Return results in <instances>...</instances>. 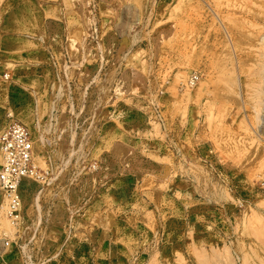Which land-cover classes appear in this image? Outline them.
Here are the masks:
<instances>
[{
	"label": "rangeland",
	"instance_id": "rangeland-1",
	"mask_svg": "<svg viewBox=\"0 0 264 264\" xmlns=\"http://www.w3.org/2000/svg\"><path fill=\"white\" fill-rule=\"evenodd\" d=\"M263 27L264 0H0V121L52 174L21 221L78 175L123 264H264Z\"/></svg>",
	"mask_w": 264,
	"mask_h": 264
},
{
	"label": "built area",
	"instance_id": "built-area-1",
	"mask_svg": "<svg viewBox=\"0 0 264 264\" xmlns=\"http://www.w3.org/2000/svg\"><path fill=\"white\" fill-rule=\"evenodd\" d=\"M199 81V75L194 74L186 86L193 89ZM0 150V191L9 202L7 217L17 229L13 238L0 240V264H123V256L110 251L113 238L92 220L93 202L101 197L82 189L83 178L78 175L67 176L63 188L56 184L52 205L43 207L41 203L35 218L21 221L24 190L49 183L52 174L35 165L30 133L11 114L0 121ZM112 210L116 224L124 225V213ZM106 213L103 210V215ZM139 219L134 222L137 232L142 228ZM128 264H149L148 254L139 250Z\"/></svg>",
	"mask_w": 264,
	"mask_h": 264
},
{
	"label": "bare ground",
	"instance_id": "bare-ground-1",
	"mask_svg": "<svg viewBox=\"0 0 264 264\" xmlns=\"http://www.w3.org/2000/svg\"><path fill=\"white\" fill-rule=\"evenodd\" d=\"M212 3V2H211ZM213 5V4H212ZM221 6V5H220ZM225 6H226V4H225ZM223 7V6H222ZM221 8V7H220ZM226 17V16H225ZM264 28V27H263ZM262 28V29H263ZM259 32H260V30H259ZM262 32H264V31H262ZM260 35V34H259ZM253 36V35H252ZM257 36V35H256ZM261 39H262V37H261ZM259 44V43H258ZM255 49V48H254ZM253 111V110H252ZM259 112V111H258ZM257 113V112H256ZM3 209V208H2Z\"/></svg>",
	"mask_w": 264,
	"mask_h": 264
}]
</instances>
